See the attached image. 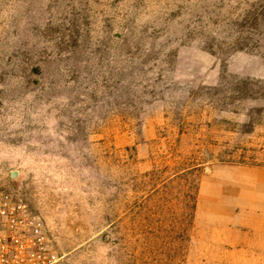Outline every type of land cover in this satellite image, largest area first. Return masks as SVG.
Segmentation results:
<instances>
[{
	"label": "rangeland",
	"instance_id": "1",
	"mask_svg": "<svg viewBox=\"0 0 264 264\" xmlns=\"http://www.w3.org/2000/svg\"><path fill=\"white\" fill-rule=\"evenodd\" d=\"M0 188L64 264H264V0H0Z\"/></svg>",
	"mask_w": 264,
	"mask_h": 264
},
{
	"label": "built area",
	"instance_id": "2",
	"mask_svg": "<svg viewBox=\"0 0 264 264\" xmlns=\"http://www.w3.org/2000/svg\"><path fill=\"white\" fill-rule=\"evenodd\" d=\"M0 264H64L28 205L0 188Z\"/></svg>",
	"mask_w": 264,
	"mask_h": 264
},
{
	"label": "water",
	"instance_id": "3",
	"mask_svg": "<svg viewBox=\"0 0 264 264\" xmlns=\"http://www.w3.org/2000/svg\"><path fill=\"white\" fill-rule=\"evenodd\" d=\"M11 175H12V176H14V175H15V171H14V172H12V173H11Z\"/></svg>",
	"mask_w": 264,
	"mask_h": 264
}]
</instances>
